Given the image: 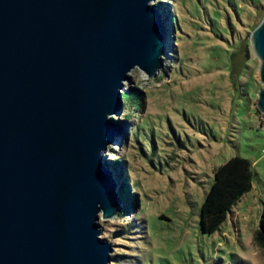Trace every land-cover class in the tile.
Returning a JSON list of instances; mask_svg holds the SVG:
<instances>
[{
	"label": "water",
	"instance_id": "1",
	"mask_svg": "<svg viewBox=\"0 0 264 264\" xmlns=\"http://www.w3.org/2000/svg\"><path fill=\"white\" fill-rule=\"evenodd\" d=\"M153 0H0V264H109L119 216L116 143L124 87L155 78L166 26ZM251 32L260 62L264 16Z\"/></svg>",
	"mask_w": 264,
	"mask_h": 264
},
{
	"label": "rangeland",
	"instance_id": "2",
	"mask_svg": "<svg viewBox=\"0 0 264 264\" xmlns=\"http://www.w3.org/2000/svg\"><path fill=\"white\" fill-rule=\"evenodd\" d=\"M152 3L168 27L167 51L155 78L135 68L126 81L124 92L136 89L142 109L124 118L133 107L123 106L114 118L123 140L106 160L125 199L118 217L99 219L113 246L109 264H264L255 239L264 207L261 60L250 39L264 0ZM235 155L253 162V187L204 234L201 206L215 169Z\"/></svg>",
	"mask_w": 264,
	"mask_h": 264
},
{
	"label": "trees",
	"instance_id": "3",
	"mask_svg": "<svg viewBox=\"0 0 264 264\" xmlns=\"http://www.w3.org/2000/svg\"><path fill=\"white\" fill-rule=\"evenodd\" d=\"M123 95V106L133 107L130 108V111H127L124 116V118H130L133 116V112H138L142 109L144 101L142 97L139 96L136 89L125 91ZM132 109L133 112L131 111ZM115 117L117 118L118 114L112 116V118ZM131 133H135L136 136V132L133 133L131 131ZM114 161L118 162L117 159ZM118 176L120 175L117 173V177ZM214 176L211 189L207 192L201 206L200 228L204 234H213L217 231L223 222L227 220L228 214L232 211V208L237 205L241 197L246 192L251 191L253 187V178H255L253 162L250 158L239 155L232 156L225 163L216 167ZM129 188L128 185V189ZM118 192L122 198L125 199L123 186H120ZM132 195L136 197V193L133 192ZM128 210L129 206L126 203L121 207L120 212L122 215H125ZM255 239L257 243L264 247V207L262 208L259 228L256 232Z\"/></svg>",
	"mask_w": 264,
	"mask_h": 264
},
{
	"label": "bare ground",
	"instance_id": "4",
	"mask_svg": "<svg viewBox=\"0 0 264 264\" xmlns=\"http://www.w3.org/2000/svg\"><path fill=\"white\" fill-rule=\"evenodd\" d=\"M156 8H157V7H156ZM157 11H158V12H161L158 8H157ZM161 14H162V12H161ZM162 15H163V14H162ZM162 15H161V16H162ZM162 19H163V21H164V17H163V16H162ZM164 24H165V26H166V29H165V30H166V35H165V47H166V51H167V45H166V44H167V37H168V33H167V32H168V30H167L168 27H167V24H166L165 21H164ZM117 128H118V129H117L116 137H115V138H116L117 141H122V140H123V134H124V131H123V130H124V129H123V127H121L120 125H118ZM115 144H117V142L114 143V144H112V145H115ZM106 166H107V164H106ZM107 167H108V166H107ZM108 168H109V167H108ZM109 169L112 170L111 168H109ZM114 170H115V169H114ZM112 171H113V170H112ZM117 183H118V185L120 184V179H119V178H117ZM119 186H120V185H119ZM119 188H120V187H119ZM117 193H118V189H117ZM119 196H120V194L118 193V197H119ZM119 199H121V201H123L122 198H121V196L119 197Z\"/></svg>",
	"mask_w": 264,
	"mask_h": 264
},
{
	"label": "built area",
	"instance_id": "5",
	"mask_svg": "<svg viewBox=\"0 0 264 264\" xmlns=\"http://www.w3.org/2000/svg\"><path fill=\"white\" fill-rule=\"evenodd\" d=\"M262 152L264 153V147H263V149H262Z\"/></svg>",
	"mask_w": 264,
	"mask_h": 264
}]
</instances>
